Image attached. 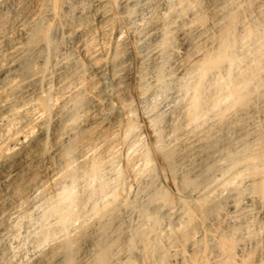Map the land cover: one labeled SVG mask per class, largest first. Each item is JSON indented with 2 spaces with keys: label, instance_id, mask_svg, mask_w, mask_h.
<instances>
[{
  "label": "bare ground",
  "instance_id": "bare-ground-1",
  "mask_svg": "<svg viewBox=\"0 0 264 264\" xmlns=\"http://www.w3.org/2000/svg\"><path fill=\"white\" fill-rule=\"evenodd\" d=\"M26 1H28V0H26ZM43 1H44L45 6L43 9H41V8L40 9L42 10L41 11L42 14L46 17L45 22H43V19L39 20L37 18V16L32 13V11H31V13L24 11L23 7H22L23 4L21 5V2H22L21 0H15V2H13V0H0V119L1 118L3 119V117L8 118L7 123L2 124L0 122L2 124V125H0V135L2 136V138H0V185H2V187H1L2 190L0 191V221L4 220L6 218V216L8 215V213H10V210L15 208L16 205L19 206V205H21V203H25V202L26 203H32V202H34V200L38 199V201H39L40 198L43 199V197L45 196L46 189H47L48 185H51L52 188H55L56 193H55L54 197L51 199L50 204L48 205L49 208H47L46 211H43V212H46L49 215H53L54 218H56V221L52 225H49V223L47 224V223L43 222V224L41 226L42 229L39 231V234L37 235L38 236L37 241L33 244L31 242V245L29 246V248L26 247V249H27V251L25 252L26 254L23 252L25 254V259L20 258L21 259L20 261L22 262V260H23L22 264H27L28 261L32 260V259L35 261L34 263H41V264L43 262L44 263L47 262L48 264H76L75 263L76 259L74 260V258L76 257V248H77L76 243H78L77 241L83 237V232L84 233L87 232V231L86 232L84 231L86 228L87 219L85 220V218H83V219L79 218V214L82 213V211H83L82 206H83L84 202H83V198L77 193V189H76L77 178L80 177V176L78 177V174L81 170L80 168L85 167L83 169L87 168L86 170L89 173V179H90L89 181L90 182H91V179H93L96 176L100 178V176H98V174H101V172L99 173L98 169L100 167L102 168V166H100L102 164V161H103L102 160L103 158H100L102 155H99L97 153L98 155L97 154L96 155L100 156V157L94 156L90 159H88V155L90 153L92 154L93 151L97 148L99 150L100 147L105 146V148H106L107 145H109L110 136L112 133L110 128H112V127H110L111 124H109L108 122L107 123H105V122H99L98 123L97 122L95 124L97 126L96 127L94 126L95 128H93V129L88 128L89 131L87 133H85V134L81 133L78 135H74L73 138L69 139L68 141H65V143L63 142V138H64L63 136H65L64 134L70 133V131L72 129V128L68 129L67 127L69 126V123H72L75 121L76 112H79L78 110H82L87 115H89V111H88L86 103H87V100L89 97H93V95L91 96V94H93V93L89 94L88 89L85 87L87 85V83L81 82V79L84 77L83 76L84 69L86 68V67L83 68L82 64L75 63L74 65L71 66V68L66 69L62 63L64 60L63 61L60 60V59H63V56H62V58L59 57L60 59L55 58L52 60L51 63H52L53 69L50 71V69L48 67V64L50 62L49 49H50V39H51V38L49 39V37H51V36H49V28L52 25V23H54L56 18L60 17L58 15L61 13V8L63 6H65V5H63L65 0H43ZM69 1H66V3L67 2L70 3ZM83 1L84 0H82V2ZM93 1H97V3H98V7L97 6L96 7H97V9L99 8V12H100V13L98 12V14H99L98 15L99 16L98 21H99V26H100L99 29L101 32H104L103 30L106 29L107 27L110 28L112 26H115V24H116L117 27L119 28L118 29L119 31H121L123 29L127 34V35L125 34V36L123 34H121L122 36L118 35V37L120 36L122 38L120 39V42L116 43V44L119 45L120 52L124 55L123 56L124 58L122 57L123 59H122V61L120 60V63L117 61L118 66H117V68H114L115 70L112 69V71H114L115 74L127 73V72H129L130 65L132 63L135 65L136 76L134 78L135 79L134 81H135L136 85H135V83H133L135 86L134 87L135 90L134 89H132V90L135 91L136 99H137V102L139 103V105L144 104L145 107H147L146 105L149 106L148 103L151 102L152 99H154L158 93H160L161 91H164V90H168L171 87V85H172L171 89L179 88L183 93H187L189 90H191L189 97L187 95L188 100H187V102L185 101L186 102L185 106H184L185 108H183L184 110L182 109L183 110L182 123H178L175 121L169 122L168 125L166 126L165 132L163 130L164 134L157 129L155 131V133L157 132L156 133L157 134L156 141H154V144H156L154 146L156 148H158V147L160 148L159 145H160L161 141L163 140V138H166V136H169L171 138V140L168 142V144L166 143L167 145L165 144V146L162 142V145L164 147H161L162 148L161 154H162V158H163L162 161L164 160V162L169 167H172V168H173V163L175 162V161L173 162V160L176 158V157H174V155L176 154L178 149H180L182 147L184 149L185 148L188 149V151L189 150L194 151V156H190L186 160L188 169L193 173L194 179H190V178L185 177V176L181 177L183 179H181L182 182L178 186L175 185L176 183L174 181H176V180L173 181L171 179V181L174 183V186L177 187V188L176 187L175 188L178 190V193H176V191H175L176 195H178L177 198L181 201L182 205L185 207V213L183 216L184 219L183 218H182L183 220L179 219L182 221H181V223H179L180 221L178 222L179 223L178 224L179 227L177 229L178 239H180L182 242H186V243L187 242H190L193 244L196 243V246H197V242L201 241V238L198 235V233H200L199 232L200 231L199 226L202 224L203 220H206L205 218L208 214L209 215L213 214V216H215V217L223 215L222 214V212L224 213V210H222L223 201L225 203L227 201V205L224 207L229 208L228 209L229 210L228 215H231L232 217L236 216L241 210H243L246 206H249V204H252V203L258 204V206H261V208L264 207V132L258 131L255 127H251L250 128L251 130H246L245 131L246 136L250 135L249 137L252 140L249 143L241 142L238 145V147L240 148L238 150H241L243 152L242 154L238 155V154H235V152L232 153L230 151H226L223 154V157L221 159L213 160L212 165H205V164H202L198 161L199 160L198 157H201V156L208 157V155H210L212 153L210 151H212L216 147V145L219 143L220 138L218 139V138L212 136V129H211L212 124H211V121H209V120L211 119L214 121L215 118L219 119V120L226 119L228 117V115L230 114L229 113L230 110H232L233 108L243 107L247 102H249L250 96H252L251 94H252V91L254 90V88L257 89L259 86L262 85L263 79L260 78V71L262 69V63H263V67H264V51L262 49L264 46L263 38L261 39L258 37L259 40L256 42L255 48L253 47L254 48L253 52H254V56H255V57L253 56L254 57L253 63L251 65H248V66L246 65L247 67L244 70L238 71L237 73L234 72V68L236 67V65L238 63L239 58L236 55H234L235 53L233 54L234 48L241 47L243 44V41H245L246 39H250V38L253 39V34H254L253 29L254 28L252 26L250 27V26L246 25L243 22V20H244L243 15L246 14L247 12H249L251 8L252 9L255 8V10L257 8H259L260 5L262 4L261 0H246L244 4L239 3V6H237L234 9L226 10V11H224V9H223V13H221V15H219L216 19H214L210 23L209 26H206V27L203 26L204 16H203L202 10L200 8H197L198 3L196 0H180L179 1V7H177L178 3L176 2L177 5L176 6L174 5L176 8L164 6L163 8H165V9H163V11H159V12L158 11L156 12V10L153 9V5H152L153 0H93ZM242 1L243 0H241V2ZM74 2H76V0ZM74 2H72V3H74ZM210 2L216 7L222 6V5L225 6V4H224L225 0H210ZM233 2H234V0H233ZM167 3H169V2H166V4ZM30 4H31V2H30ZM93 4H94V2H93ZM171 4H168V5H171ZM93 7L95 8L94 5H93ZM83 8H85V6H83ZM88 8L89 7H87V9ZM211 9H213V8H211ZM261 9H262V7H260V10ZM25 10H26V8H25ZM63 10L67 11L64 8H63ZM196 10H197V12H196ZM215 10H217V9H215ZM65 11H63V12H65ZM95 11H96V9H95ZM68 13H69V11L66 14H68ZM205 13H207V12H205ZM263 14H262V16H264ZM61 15H62V13H61ZM188 15H191V17L193 19L192 18L188 19L187 18ZM42 16H39V17L41 18ZM260 16H261V14H260ZM65 18H66V16H65ZM209 18H211V17H209ZM67 19H68V17H67ZM59 20L60 19H58V21ZM86 20H88V19H86ZM193 20L197 21L199 24L192 25ZM262 20H263V18H262ZM62 21H63V19H62ZM82 22H83V20H82ZM260 22H262V21H260ZM263 22H264V20H263ZM87 23H89V22L87 21ZM87 23L84 26L82 25V29L80 28L79 31H77V36L75 38L77 44L79 46H82V47L84 46L85 48H86V46L93 44L94 35H95L94 32L96 33V30L94 28L95 26L93 27L92 25L87 24ZM74 25L76 27V24H74ZM80 25H81V22H80ZM108 28L106 30H109ZM99 29H97V30H99ZM64 30H62V31H64ZM113 30H115V28H113ZM124 31H122V32H124ZM191 32H194V33L191 34ZM260 32H261V30H260ZM105 33H107V32H105ZM176 33L180 35V38L182 40V46L178 47V45H177V47H178L177 49H171L170 46H171V43L173 42L172 40L175 39L174 35ZM114 34H116V33H114ZM119 34H120V32H119ZM256 34H258V33H256ZM112 37H114V36L112 35ZM254 37H255V35H254ZM54 42H53V44H54ZM57 42H59V41H57ZM174 42H175V40H174ZM250 44H251V42H250ZM56 48H59V47L56 46ZM82 49L84 50V48H82ZM243 50H246V49H243ZM56 51H57V49H56ZM85 53H87V51H85ZM122 54L120 55V58H121ZM89 55L91 56V53ZM68 57H69V55H68ZM69 58H71V57H69ZM116 58H118V57H115V59ZM66 60L64 61V64H65ZM95 60H92L91 62L93 63V61H95ZM240 60H242V58ZM79 61H81V60H79ZM105 61H106L105 59H99V60L97 59V61H95V65H94L95 69L94 70H96L97 73L100 74V72L105 71V69H106ZM67 62H69V61L67 60ZM71 62L73 63V61H71ZM150 63H152V65ZM149 64L151 66H149ZM146 66H149V68ZM222 69L224 70V73L222 72L223 75H220V70H222ZM235 69H237V68H235ZM262 73H264V72H262ZM208 74H212L214 76V78H213V80L211 79L212 81L208 84L205 82L206 83V85H205L204 80H206L205 78H206V76H208ZM126 76H127V74H126ZM69 77L74 78V80L76 79L77 84L68 88L67 91H65V90H64V92L61 91L62 93L59 92L58 96L55 97L54 99L52 98L53 101H51L50 96L48 94V90L50 88V84L52 83V79L55 81L56 84L60 85V84H64V82L67 81V79ZM112 77H113V75H112ZM132 77H134V76H132ZM72 82H74V81H71V83ZM252 82H255L254 87L251 86ZM85 83H86V85H85ZM59 85H57V86H59ZM116 85H115L116 87H114L115 88L114 92H111V94L114 93L113 94L114 100L117 101V103L115 101V104H119L121 107L126 106L127 105L126 88L123 86H118V84H116ZM122 85H125V84H122ZM175 85H176V87H175ZM65 86L64 87L62 86V87L65 88ZM59 88H61V86ZM55 89H56V91H59V90H57V88H55ZM170 90H168V92L167 91L166 92L170 93L169 92ZM180 90H179V92H180ZM134 91H133V93H134ZM164 92H163V94L166 95L165 94L166 92L165 93ZM183 93H178V96H179V94L182 95ZM55 94H56V92H55ZM127 94L129 95L130 92L129 93L127 92ZM162 96L163 95L161 92V96L158 95L157 98L160 99V97L162 98ZM175 97H177V96H175ZM157 98L154 99L155 102H156ZM179 98H182V96ZM92 99H94V97ZM92 99L90 98L89 100L92 101ZM154 100H153V102H154ZM160 100H158V102ZM172 100H174V99H172ZM91 101H89V103ZM161 101H163V99ZM155 102H154V104H155ZM167 102H165L166 103L165 106H167ZM169 102H172L171 99ZM180 102H182V101H180ZM131 103L129 102V104H131ZM159 103H161V102H159ZM165 103H162V104H165ZM251 103H253V102H251ZM158 105H160V104H158ZM171 106H172L171 108H174L175 105L173 106L171 104ZM135 107H138V106H135ZM140 107H142V106H140ZM168 107L170 108V106H168ZM254 107H256V106H254ZM115 108H116V106H115ZM126 108H127V106H126ZM143 109H145V108H143ZM150 110L151 109H149V110L145 109L144 111H142L140 113V114H142L141 115L142 119L147 120L152 115V114H150L151 112H149ZM166 110L169 111L168 109H166ZM170 110H173V109H170ZM259 110L261 111L262 109L260 108ZM162 111L164 112V110H162ZM162 111H160V112H162ZM167 111H165V112H167ZM178 111H179V109H178ZM169 112H167V113H169ZM254 112H253V115H254ZM121 113L122 112H119V114H121ZM257 113H260V112H257ZM177 114H179V113H177ZM180 114H181V112H180ZM158 115H161V113ZM170 115L172 116V114H170ZM91 116H92V114H91ZM117 117H118V115H117ZM93 118H94V116H93ZM155 118H153V119H155ZM260 118H262V117H260ZM20 119H23V120L26 119L27 120L26 121L27 125L25 126V129L20 131V130H16V128H15V130L12 131L11 125H14L13 123L15 121H18V123H19ZM116 119H119V118H116ZM171 119H169V120H171ZM247 119H248V117H247ZM113 122L114 123L116 122L115 124H117V120L113 121ZM149 122H147V123H149ZM155 122H156V120H155ZM165 122H167V121H165ZM165 122H164V125H165ZM22 123L24 124V121ZM149 124L151 125L152 122H150ZM16 125H19V124H16ZM249 125H251V124H249ZM126 126H128V125H126ZM224 127H226V126H224ZM260 128H261V126H260ZM22 129H23V126H22ZM130 129L131 128H129L128 130H130ZM151 129L153 130V128H151ZM180 129H182L183 131L184 130L187 131L189 133V137H186V138L178 137L177 132ZM243 129H242V131H243ZM78 130H79V128H78ZM131 131H133V130H131ZM242 131H241V134H242ZM126 133H128V132H126ZM152 133H153V131H152ZM179 133H180V131H179ZM180 134H179V136H180ZM232 134H233V132H232ZM164 135H166V136L164 137ZM185 136H186V134H185ZM167 139H168V137H167ZM50 141L53 143V145H52L53 148L51 151H49V149H48V143ZM238 141L240 142V140H238ZM133 143H135V142H133ZM16 145H18V146L16 147ZM136 145L134 144V146H132V148L135 147ZM234 148H236V147H234ZM142 149H141V151H142ZM156 150H152V151L157 152ZM101 151L103 154V148ZM185 151H187V150H185ZM137 152H138V150H137ZM148 153H149V151H148ZM218 153H219V151H218ZM147 154L144 153V151H143L141 156L137 155V157H140L139 158L140 159V161H139L140 165L138 167L139 173L144 171L146 166L148 167L149 157L147 156ZM157 154H155V155L157 156ZM104 155H106V154H103V157H104ZM155 155L153 156L154 158H155ZM183 155H185V154H183ZM158 156H159V154H158ZM217 157H219V156H217ZM42 158L45 161V164L43 163L44 165L42 167L39 166V168L36 167L35 169L34 168L31 170L29 169V171L24 176H23V174L21 175L18 172L19 171L18 167L21 164H23V163L25 164V162L33 160V159L39 160ZM110 159H112V158H110ZM151 159L153 160V158H151ZM106 161H109V160H106ZM160 163H161V166L162 165L164 166V164H162L161 160H160ZM137 166L138 165H136L135 168ZM161 166H159L158 168H160ZM108 167H110V166H108ZM178 167H181V166H178ZM111 170H113V168ZM162 171H164V168L162 169ZM160 172H161V170H160ZM174 172H176V171H174ZM82 173H84V172H82V170H81V174ZM133 173H136V172H133ZM137 173H138V171H137ZM163 173H166V171H164ZM212 173H215L218 175V178H216L215 184H213L212 186H209V187H205V186L201 187L202 183H207L209 181L208 180L209 176ZM134 175H136V174H134ZM161 175H162V173H161ZM246 175H247V177H249L251 179L250 182H252L251 185L248 184V185H250L248 191H246V190L244 191L242 188L239 187V184H238V182L242 181L243 177H245ZM86 176L87 175H85V177ZM141 176L142 175H140V178H141ZM157 176H158V174H157ZM157 176L155 178H157ZM158 177H160V175ZM165 177H167V176L165 175ZM179 177H180V175H179ZM145 178H146V176H145ZM122 179H123V177L121 178V180ZM112 180H114V179H112ZM112 180H110V181H112ZM116 180H117V178H116ZM104 181L101 184H99V186H97L96 189H91V191L89 190L90 193L91 194L92 193L93 194L94 193H101V194L104 193L105 192V184H107V183H104ZM85 182H84V185H86ZM106 182H108V181H106ZM121 182L123 183V181H121ZM148 182H150V181L148 180ZM153 182H155V181H153ZM88 183L89 182L87 181V184ZM122 183H121V186H122ZM112 184L114 185V183H112ZM118 184H117V186H118ZM209 184H210V182H209ZM206 186H207V184H206ZM90 187H92V186L90 185ZM111 187H112V185H111ZM111 187H110V189H111ZM79 188H78V191H79ZM85 188H84V190H85ZM118 188H120V187H118ZM122 188H124V187H121V192L123 190ZM86 189H90V188L87 187ZM164 190H166V189L164 188ZM224 190H226L228 192L227 196H221V193ZM155 191L156 190H154L153 192H155ZM106 192H107V190H106ZM101 194L99 195V197L101 196ZM224 194L222 193V195H224ZM110 195L108 196V198L110 199V197H111V199L108 200L107 202L105 201L106 198L105 199L100 198L101 203H102V200H103V202L105 201L106 203L98 204L99 203L98 202V203L91 204L89 212L87 213L88 218H94V217H98V216L103 215L104 212H106L105 209H107V208H109L108 211H110V209H113V207L116 203V195L114 192H111ZM168 195L165 192L161 191V192H158L157 197L162 199L164 202L170 201L174 198V197H172V199H171L169 196V198H170V200H169ZM176 195H174V196H176ZM89 196H91V195H89ZM84 197H86V196L84 195ZM99 197L97 196V198H99ZM118 198H121V197H118ZM86 199H87V197H86ZM90 199L92 200V197ZM90 199H89V201H90ZM147 199L145 198V200H147ZM94 201L96 202V200H94ZM149 201H150V199H149ZM173 201H174V199H173ZM143 202H145V201L143 200ZM143 202H142V204H144ZM170 202H169V204H170ZM38 204H36V208L38 207ZM154 205H152L153 208L154 207L157 208L159 203H158V205L157 204H154ZM173 205H176V204H173ZM33 206H34V204H33ZM73 206L78 207V210H74L75 208L73 209ZM164 206H166V205H164ZM255 206H257V205H255ZM30 207H32V206H30ZM177 207H179V206L176 205V208ZM153 208H151V210ZM163 208L164 207L162 206V210H163ZM172 208L175 209V206ZM250 208L252 209V207H250ZM34 209H35V206H34ZM40 209H42V207ZM85 209H87V206ZM249 209H247V210H249ZM259 209H260V207H259ZM30 210H29V212H30ZM32 210H33V208H32ZM168 210H171V209H168ZM175 210H177V209H175ZM178 210H179V208H178ZM226 210H227V208H226ZM33 211H31V212H33ZM154 211H156V210H154ZM157 211H159V209ZM13 212H12L11 216H13V214H15ZM156 212L152 213V211H151L150 213L155 214ZM159 212H161V209ZM162 212L164 213L165 211H162ZM251 212L248 211L249 214ZM168 213H169V211H168ZM32 214H31V216H32ZM110 214H113V213H110ZM142 214L143 213H141L140 216ZM16 215H18V214H16ZM167 215H169V214H167ZM239 215H241V214H239ZM143 216L146 217V214L145 215L143 214ZM155 216H157V215H155ZM163 216L164 215H162V217ZM103 217H104V215H103ZM212 217L210 215V219ZM242 217H244V216H242ZM263 217H264V215H263ZM37 218L38 217H36V219ZM78 218L80 220L77 222L76 220ZM111 218H112V216H111ZM111 218H109L108 221L102 225V230H104V231L106 230L108 223L110 222ZM157 218H159V217L153 216L154 224L158 222ZM167 218L168 217H166V219ZM28 219H30V216ZM214 220H215V218H214ZM227 220H229V219H227ZM231 220L232 219H230V221ZM235 220H233V221H235ZM36 221H33V222L36 223ZM38 221H40V219ZM75 221L77 222V223H75V226H73V228L75 227L74 228L75 233L73 234V236H71L70 234H72V233H70L68 226L71 225ZM212 221H213V219H212ZM212 221H210V222H212ZM217 221H219V220L217 219ZM217 221H215V222H217ZM223 221H224V219H223ZM239 221H238V225H239ZM33 222H32V224H33ZM207 222L209 224V221H207ZM244 222H246L245 217H244ZM3 223L5 224V222H3ZM3 223H1V224H3ZM29 223H31V222H29ZM230 223H227V224H230ZM147 224H148V221H147ZM208 224H207V226H208ZM235 225H237V223ZM225 226H227V225H225ZM230 226H231V224H230ZM230 226H228V227L230 228ZM143 227H140V228H143ZM223 227H224V225H223ZM163 228H164V226H163ZM200 228H202V227L200 226ZM36 229L37 228H35V230L34 229L33 230L36 231ZM71 229H72V227H71ZM89 229H90V227H89ZM211 229H212V227H211ZM231 229H236V228L231 227ZM231 229H230V231H231ZM90 230H92V229H90ZM202 230H203V228H202ZM104 231H102L101 233H103ZM71 232H73V231H71ZM170 232H172V231H170ZM1 233L3 234V232H1ZM236 233H238V232H236ZM262 233H263V231H262ZM228 234H226L227 236H222L220 238L218 246H217V251L213 249L218 254L213 255L212 258H210V259H209L208 255H210L212 253L209 254L208 250H210V249H208V247L205 246V248L202 250V253L199 252L201 254H199L200 260L197 259V261H199L198 264H236L235 263L236 258H238V257L235 256V252L237 251V249H240V247L243 246L244 243L237 242L235 239H233L235 234L231 235L232 238L228 237L229 236ZM238 234H236V235H238ZM160 235H161V232H160ZM162 235H163V232H162ZM168 235H169V232H168ZM240 235H241V232H240ZM93 236H95V235L93 234ZM110 236H112V235H110ZM165 236L166 235L164 234V237ZM204 236H205V234L202 237H204ZM3 237H5V236L3 235ZM205 237H207V236H205ZM99 238L100 239L97 240V248L98 249L96 248L98 250V253L96 254L95 257H93L92 264H114L115 260H114L113 256L110 255V253H111L110 252L111 241L109 239H106L103 234H100ZM153 238H152V240H153ZM130 239H133V238H130ZM140 239H141V237H140ZM147 239L148 238H146V237L142 238L143 242L145 243V246H143L144 243H142V245H140L142 248L143 247L145 248L148 246V240ZM167 239H169V238H167ZM90 240H91V238H90ZM248 240L250 241V239H248ZM140 241L141 240H139V242ZM159 242H161V241H159ZM166 242H168V240ZM169 242H170V240H169ZM209 242H211V241H208V243ZM156 243H155V245H156ZM47 244L50 245L49 251L47 253H44L43 248H44V245H47ZM81 244H83V243H81ZM210 244H213V243H210ZM27 245H29V244H27ZM138 245H139V243H138ZM151 245L152 244H150V246ZM206 245H207V243H206ZM118 246L119 245H117V247ZM164 246H165V244H164ZM214 247H215V245H214ZM11 248H13V247L11 246ZM124 248H125V246H124ZM142 248L139 249V250H141V252H142ZM191 248H194V247L191 246ZM181 249H182V247H181ZM77 250H78V248H77ZM135 250H137V249H135ZM196 250H198V249H196ZM22 251H23V249H22ZM22 251H21V253H22ZM96 251H94V252H96ZM145 251L146 250H144V252ZM59 252L63 253V260L61 259V261L58 260ZM135 252H137V251H135ZM141 252H139V254L136 253V254H138L137 256L134 255V256H132V258L126 260V262L124 264H137V263H139V264H158L156 261H150L149 263L146 262L147 258L142 257L140 255ZM144 252H142V253H144ZM176 252H180V251L178 250ZM191 252L193 253V251H191ZM237 252H239V251H237ZM254 252H256V251H254ZM23 253H22V255H23ZM127 253H129V252H127ZM166 253H167V251H166ZM192 253H190V254H192ZM16 254H13V255H16ZM156 254H157V250H156ZM156 254H154V255H156ZM174 254L175 253H173V255ZM114 255H115V253H114ZM120 255H119V257H120ZM255 255H256V253H255ZM8 256H10V255H8ZM18 256H19V254H18ZM50 256L53 258H52V260L48 261V259H49L48 257H50ZM178 256L181 258L180 254ZM191 256H193V255H191ZM56 257H58V258H56ZM116 257L117 256H115V258ZM121 257H124V256H121ZM176 257H177V255H176ZM245 257H244V259L242 258V260H239L240 264H251L250 263L251 260H250L249 256L246 258ZM90 259H92V258H90ZM169 259H170V256H169ZM83 260H84V258H83ZM171 260H173V259L168 260L166 264H173L172 263L173 261L171 262ZM120 261H122V260H120ZM158 261H160V260H158ZM181 261L183 262V260H181ZM195 262H196V260H195ZM10 264H12V263H10ZM18 264H19V261H18ZM174 264H175V262H174ZM261 264H264V261L261 262Z\"/></svg>",
  "mask_w": 264,
  "mask_h": 264
},
{
  "label": "rangeland",
  "instance_id": "rangeland-1",
  "mask_svg": "<svg viewBox=\"0 0 264 264\" xmlns=\"http://www.w3.org/2000/svg\"><path fill=\"white\" fill-rule=\"evenodd\" d=\"M21 5L23 7V10L26 11V12H30L32 11L33 14H35L37 16V18L39 20H42L43 19V22L46 21V17L42 14V10L44 8V1L43 0H21ZM25 1V2H24ZM66 1H69V0H65L62 8H61V13L58 15L60 17H57L56 20L54 21V23H52V25L50 26L49 28V39H50V49H49V55H50V62L48 64V67L50 69V71L53 69L52 68V60L53 59H58L59 57L62 58L63 56V59H60L61 61H65L66 59L70 62H65L64 64V61L62 62L63 63V66L66 68V69H69L71 68L72 65H74L75 63H80L82 64L83 68L84 69V74H83V78L81 79V82L85 83V87L88 89L89 91V94H91V96L93 95L94 99H92L93 97H89L88 100H87V108H88V111H89V115H87L84 111L82 110H78L79 112H76V119L74 122L72 123H69V126L67 127L68 129L72 128L70 133H66L64 134L65 136H63V142L65 143V141H68L69 139L73 138L74 135H78V134H85L89 131V129H93L95 128L97 125H95L97 122H105V123H109L111 124L110 127V130L112 131L111 133V136H110V143L109 145H107V149L105 148V146H102L97 149H95L93 151V153L89 154L88 155V159L92 158V157H100V156H97L98 154L99 155H102L100 158H103L102 160V164L100 166H102V168L100 167L98 169V172L101 174H98L99 177H94L93 179H91V182L89 181V173L86 169H83L85 167H81L80 169L82 170V173L81 174V170L78 174V177L77 178V193L83 198V211L82 213L79 214V218L80 219H83L85 218V220L87 219V223H86V228H85V232H83V237L80 238V240H78L77 242L79 243H76V257L74 258L75 260V263L76 264H92V261H93V257L96 256V254L98 253V248H97V240L100 239L99 236L100 234H103L104 237L106 239H109L111 241V248H110V255L113 256L114 258V264H124L126 262V260L132 258V256L134 255H138L139 252H141V249L142 247L140 245H142L143 240L142 238L143 237H146L148 238V246L147 247H143L142 248V252H144V250H146L144 253H140V255L142 257H146V262H150V261H156L158 264H166L168 260L170 259H173L171 260V262L174 264H198L200 260L199 258V254L202 253V250L206 247H208V253H212L209 256V259L212 258L213 255H217L218 253L216 252L217 251V246H218V243H219V240L222 236H227L226 234H228L229 236L228 237H231V235H234L233 239H235L237 242H240V243H244L243 246L240 247V249H237V251L239 252H235V256L238 257L236 258V264H240V261L239 260H242V258L244 259V257H248L250 258L251 260V264H261V262L264 261V207L261 208V206H258V204L256 203H252V204H249V206H246L243 210H241L236 216H231V215H228L229 214V208L228 207H224L227 205V201L226 203L223 201V205H222V210H224V213L222 212L223 215H220L218 217H215L213 216V214H210L211 217L213 216L215 218L212 217L210 219V215L206 216V220L209 221V224L206 220H203L202 221V224L200 225L202 228H200L199 226V229H200V233H198L199 237L201 238V241L197 242V246H196V243L193 244V243H190V242H182L180 239H178L177 237V229L179 227V223H181V221L184 219V213H185V207L182 205L181 201L177 198L178 195H176V193H178V190L176 189L178 185L181 184L183 178L181 177H188L190 179H194V175L193 173L188 169V166H187V163H186V160L187 158H189L190 156H194V151L193 150H189L188 149H184V148H180L177 150L176 154L174 155V157H176L174 160H173V168L172 167H169L165 162L164 160L162 161V154H161V147H164L165 144L171 140V138L169 136H166L164 135V137L166 136V138H163V140L161 141L160 143V148H156L154 145V141H156V136H157V132L155 133V131L158 129L159 131H161L163 134L166 130V126L168 125L169 122L171 121H175V122H178V123H182V120H183V108H185V103L187 102L188 100V97L190 95V91L189 90L187 93H183L179 88H172V85L171 87L168 89L170 90L169 92L170 93H167L168 90H164V91H161L162 92V98L160 97V99L163 101H161L159 98H157L158 95L161 96V92L157 94V96L155 98L156 99V102H155V98L152 99L151 102H149V106L146 105L147 107H145V105L143 104H140L137 102V99H136V95H135V86L133 83H135V76H136V73H135V65L132 63L130 65V68H129V72L127 73H123V74H115L114 71H112V69L114 68H117V64L118 62L120 63V60L122 61V59L124 58L123 54L120 52V48H119V45L116 44V43H119L120 42V39L122 37L121 34H123L125 36L126 32L122 29H120L121 31H119L117 25L115 24V26H112L110 28H108L109 30H106L104 29L103 31L104 32H101L100 29H99V8L97 9L98 7V3L97 1H93V0H84L82 2V0H76V2H74L73 0L69 1L70 3H66ZM94 4H93V2ZM158 1V2H157ZM162 1V2H161ZM165 1V2H164ZM153 0L152 1V5H153V9L156 10V12L158 11H163V8L164 6L165 7H171V8H176L175 6L177 5V7H179V1L180 0ZM171 1V2H170ZM197 3H198V7L197 8H200L202 10V13H203V16H204V21H203V26H209L210 23L216 19L219 15H221V13H223V9L224 11L226 10H231V9H234L236 8L237 6H239V3L241 4H244L246 0H243L241 2V0H225V6L222 5V6H214L210 0H196ZM13 2H15V0H13ZM31 2V4H30ZM38 2V3H37ZM74 2V3H72ZM156 2V3H155ZM166 2H169L166 4ZM173 2V3H172ZM177 2V3H176ZM233 2V3H232ZM34 3V4H33ZM76 3V4H75ZM85 3V4H84ZM96 3V4H95ZM155 3V4H154ZM162 3V4H161ZM172 3V4H171ZM261 5L260 7H262V9L260 10V7L257 8L255 10V8H251L249 12H247L246 14L243 15V19L246 21L243 20V22L248 25V26H252L254 29H253V39L250 38V39H246L245 41H243V44L241 47H236L234 48L233 50V54L236 55L238 58H239V61L236 65L235 69L234 68V72H238V71H242L244 70L248 65H251L253 63V60H254V52H253V49L255 48L256 46V42L259 40V38H263L264 40V16H262V14L264 13V0H261ZM30 6H29V5ZM67 4V5H66ZM82 4V5H81ZM168 4H171V5H168ZM240 4V5H241ZM35 5V6H34ZM37 5V6H36ZM93 5L95 6V8L93 7ZM157 5V6H156ZM175 5V6H174ZM232 5V6H231ZM69 8H68V7ZM77 6V7H76ZM83 6H85V8H83ZM97 6V7H96ZM156 8H155V7ZM26 10H25V8ZM32 7V8H31ZM75 7V8H74ZM87 7H89L87 9ZM226 7V8H225ZM39 8V9H38ZM41 8V9H40ZM66 9L67 11L63 10ZM72 8V9H71ZM204 8V9H203ZM213 8V9H211ZM229 8V9H228ZM35 9V10H34ZM38 9V10H37ZM83 9V10H82ZM96 9V11H95ZM207 9V10H206ZM217 9V10H215ZM40 10V11H39ZM72 10V11H71ZM98 10V11H97ZM213 10V11H212ZM65 11V12H63ZM69 11L68 14H66L67 12ZM254 11V12H253ZM39 12V13H38ZM80 12V13H79ZM84 12V13H83ZM97 12V13H96ZM197 12V10H196ZM207 12V13H205ZM213 12V13H212ZM220 12V13H219ZM256 12V13H255ZM79 13V14H78ZM83 13V14H82ZM100 13V12H99ZM219 13V14H218ZM215 14V15H214ZM251 14V15H250ZM261 14V16H260ZM43 15V16H42ZM250 15V16H249ZM264 15V14H263ZM39 16H42L41 18ZM66 16V18H65ZM214 16V17H213ZM216 16V17H215ZM68 17V19H67ZM208 17V18H207ZM211 17V18H209ZM188 19H191V15H188L187 16ZM258 18V19H257ZM263 18V20H262ZM58 19H60L58 21ZM63 19V21H62ZM85 19V20H84ZM88 19V20H86ZM193 19V18H192ZM83 20V22H82ZM210 20V21H209ZM252 20V21H251ZM87 21L89 23H87ZM255 21V22H254ZM262 21V22H260ZM58 22V23H57ZM80 22H81V25H80ZM60 23V24H59ZM84 23V24H83ZM90 24L92 25L95 30H96V33L94 32V42L93 44L89 45V46H86V48L83 46H79L76 42V36H77V31H79V29L81 28L82 29V25L84 26L85 24ZM94 23V24H93ZM255 23V24H254ZM259 23V24H258ZM58 24V25H57ZM76 24V27L75 25ZM195 24H199L197 21L193 20L192 21V25H195ZM252 24V25H251ZM60 25V26H59ZM80 25V26H79ZM78 27V28H77ZM66 28V29H65ZM77 28V29H76ZM113 28H115V30H113ZM65 29V30H64ZM99 29V30H97ZM259 29V30H258ZM64 30V31H62ZM261 30V32H260ZM98 31V32H97ZM120 34H119V32ZM124 31V32H122ZM63 32V33H62ZM107 32V33H105ZM122 32V33H121ZM105 33V34H104ZM116 33V34H114ZM194 32H191V34H193ZM258 33V34H256ZM99 34V35H98ZM102 34V35H101ZM75 35V36H74ZM112 35L114 37H112ZM118 35H120L118 37ZM127 35V34H126ZM255 35V37H254ZM259 35V36H258ZM96 37V38H95ZM118 37V38H117ZM174 38L171 43V46L170 48L171 49H177L178 47H181L182 46V40L180 38V35L179 34H175L174 35ZM177 39V40H176ZM52 40V41H51ZM175 40V42H174ZM180 40V41H179ZM55 41V42H54ZM59 41V42H57ZM54 42V44H53ZM96 42V43H95ZM151 42V41H150ZM181 42V43H180ZM251 42V44H250ZM57 43V44H56ZM180 43V44H179ZM60 44V45H59ZM76 44V45H75ZM255 44V45H254ZM59 45V46H58ZM178 45V47H177ZM59 47V48H56ZM91 46V47H90ZM118 48H117V47ZM53 47V48H52ZM175 47V48H174ZM245 47V48H244ZM254 47V48H253ZM81 48V49H80ZM84 48V50L82 49ZM88 48V49H87ZM91 48V49H90ZM115 48V49H114ZM241 48V49H240ZM57 49V51H56ZM86 49V50H85ZM243 49H246V50H243ZM263 51H264V46H263ZM51 50V51H50ZM81 50V51H80ZM251 50V51H250ZM53 51V52H52ZM84 51V52H83ZM85 51H87V53H85ZM106 51V52H105ZM238 51V52H237ZM243 51V52H242ZM66 52V53H65ZM114 52V53H113ZM118 52V53H117ZM247 52V53H246ZM52 53V54H51ZM91 53V56L89 55ZM242 53V54H241ZM54 54V55H53ZM63 54V55H62ZM122 54L121 58H120V55ZM71 57L69 58L68 57ZM245 55V56H244ZM252 55V56H251ZM243 56V57H242ZM254 56V57H253ZM68 57V58H67ZM93 57V58H92ZM115 57H118L115 59ZM123 57V58H122ZM253 57V58H252ZM74 60H73V59ZM242 58V60H240ZM72 59V60H71ZM95 60L97 61V59H105V63H106V69L105 71H102L99 73L96 72L95 69V61H93V63L91 62L92 60ZM81 60V61H79ZM73 61V63L71 62ZM116 61V62H115ZM118 61V62H117ZM244 61V62H243ZM250 62V63H249ZM248 63V64H247ZM152 65V63H150ZM149 64V66H151ZM241 66H240V65ZM243 64V65H242ZM247 65V66H246ZM51 66V67H50ZM115 66V67H114ZM149 66H146L149 68ZM94 67V68H93ZM242 67V68H241ZM115 70V69H114ZM263 70V71H262ZM112 72V73H111ZM224 73V70H220V75H223ZM264 67H263V63H262V69L260 71V78L263 79L262 80V85L259 86L257 89L254 88V90L252 91V96H250V100L249 102H247L243 107H238V108H233L232 110H230V114L228 115V117L224 120H219V119H214L213 120H209L211 121V129H212V136L213 137H216V138H220L219 139V143L216 145V147L210 151L212 152L210 155H208V157H198L199 158V162L202 163V164H205V165H212L213 164V160L215 159H221L223 157V154L226 152V151H230L232 153L235 152V154H242L243 152L241 150H238L240 149L238 147V145L241 143V142H251V138L249 137L250 135L246 136L245 134V131L246 130H251L250 128L251 127H255L258 131H262L264 132ZM127 74V76H126ZM262 74V75H261ZM113 75V77H112ZM130 75V76H129ZM86 76V77H85ZM134 76V77H132ZM263 76V77H262ZM210 77V78H209ZM212 77V78H211ZM53 78V77H52ZM214 76L212 74H208V76H206V80H204V83L206 82L207 84L210 83L212 80H213ZM72 79V80H71ZM208 79V80H207ZM212 79V80H211ZM68 81V82H67ZM67 81L64 82V84H56L55 81L52 79V83L50 84V88L48 90V94L50 96V99L51 101H53V99L55 97L58 96L59 92L62 93L65 91H67L68 88L74 86L77 84V80L74 78H71L69 77L67 79ZM71 81H74L71 83ZM118 82V83H117ZM120 82V83H119ZM205 83V85H206ZM255 82H252L251 83V86L254 87ZM69 84V85H68ZM118 84V86H123L126 88V91L129 93L130 92V96L127 94L126 92V98H127V108L126 106H123L121 107L119 104H115V101L114 100V93L111 94V92H114V87H116ZM122 84H125V85H122ZM59 85V86H57ZM66 85V86H65ZM116 85V86H115ZM127 85V86H126ZM136 85V83H135ZM61 86V88H59ZM65 86V88L63 87ZM174 86V85H173ZM53 87V88H52ZM57 88V90L59 91H56L55 88ZM176 87V85H175ZM251 87V88H252ZM262 87V88H261ZM90 88V89H89ZM129 88V89H128ZM134 89V90H132ZM180 92H179V90ZM112 90V91H111ZM129 90V91H128ZM175 90V91H174ZM177 90V91H176ZM56 94H55V92ZM62 91V92H61ZM134 91V93H133ZM174 91V92H173ZM163 92L166 94L164 95ZM177 92V93H176ZM178 93H183L182 95L179 94L178 96ZM254 93V94H253ZM177 94V95H176ZM128 95V96H127ZM188 95V97H187ZM256 95V96H255ZM113 96V97H112ZM172 98H171V97ZM177 96V97H175ZM182 98H179L181 97ZM168 97V98H167ZM252 97V98H251ZM53 98V99H52ZM92 99L89 100V99ZM129 98V99H128ZM171 99L172 102H169ZM174 99V100H172ZM130 100V101H129ZM135 102H134V101ZM155 104H154V102ZM158 100H160L159 103ZM182 102H180V101ZM253 100V101H252ZM89 101H91L89 103ZM170 103H168V102ZM174 101V102H173ZM186 101V102H185ZM255 101V102H254ZM129 102L131 104H129ZM134 102V103H133ZM153 102V103H152ZM167 102V106L166 103ZM253 102V103H251ZM257 102V103H256ZM117 103V101H116ZM162 103H165V104H162ZM256 103V104H255ZM147 104V103H146ZM153 106H152V105ZM160 104V105H158ZM171 104L174 106V108H171ZM184 104V105H183ZM119 105V106H118ZM116 106V108H115ZM118 106V107H117ZM134 106V107H133ZM135 106H138V107H135ZM142 106V107H140ZM144 106V107H143ZM170 106V108L168 107ZM256 106V107H254ZM135 110H134V109ZM138 108V109H137ZM146 110L148 109H151L149 112H151L150 114H152L147 120L146 119H142V114H140L142 111H144L145 109ZM154 108V109H153ZM168 109L169 111H167L166 109ZM252 108V109H251ZM255 108V109H254ZM262 109L261 111L259 109ZM131 109V110H130ZM160 109V110H159ZM170 109H173V110H170ZM179 109V111H178ZM183 109V110H182ZM164 110V112L162 111ZM182 110V111H181ZM256 110V111H255ZM156 113H154V112ZM162 111V112H160ZM169 113H167V112ZM173 111V112H172ZM175 111V112H174ZM255 111V112H254ZM263 111V112H262ZM95 112V113H94ZM119 112H122L121 114H119ZM148 112V113H149ZM181 112V114H180ZM252 112V113H251ZM253 112H254V115H253ZM257 112H260V113H257ZM161 115H158L160 114ZM163 113V114H162ZM179 113V114H177ZM242 113V114H241ZM246 113V114H245ZM252 115H251V114ZM92 114V116H91ZM172 114V116L170 115ZM258 114V115H257ZM263 116H262V115ZM82 115V116H81ZM118 115V117H117ZM121 115V116H120ZM158 115V116H157ZM178 115V116H177ZM180 115V116H179ZM94 116V118H93ZM120 116V117H119ZM171 116V117H170ZM114 117V118H113ZM156 117V118H155ZM248 117V119H247ZM262 117V118H260ZM6 118V119H5ZM116 118H119V119H116ZM152 118V119H151ZM155 118V119H153ZM158 118V119H157ZM172 118V119H171ZM243 118V119H242ZM5 119V120H4ZM105 121H104V120ZM171 119V120H169ZM233 119V120H232ZM236 119V120H235ZM247 119V120H246ZM2 120V121H1ZM21 120V121H20ZM19 120V123L18 121H15L13 124L14 125H11V129L12 131L15 130H24L25 129V126L27 125L26 123V119H20ZM107 120V121H106ZM117 120V124H115L113 121H116ZM154 120V121H153ZM156 120V122H155ZM181 120V121H180ZM230 120V121H229ZM232 120V121H231ZM8 121V118L7 117H3V119L1 118L0 119V122L3 124L7 123ZM24 121V124L22 123ZM152 122V124L150 125L149 123ZM160 121V122H159ZM167 121V122H165ZM244 121V122H243ZM17 122V123H16ZM149 122V123H147ZM162 122V123H161ZM164 122H165V125H164ZM243 122V123H242ZM0 123V125H2ZM19 124V125H16V124ZM21 123V124H20ZM26 123V124H25ZM114 123V124H113ZM131 123V124H130ZM133 123V124H132ZM255 123V124H254ZM222 124V125H221ZM225 124V125H224ZM251 124V125H249ZM128 125V126H126ZM239 125V126H238ZM254 125V126H253ZM259 125V126H258ZM16 126V127H15ZM22 126H23V129H22ZM78 126V127H77ZM95 126V127H94ZM135 126V127H134ZM153 126V127H152ZM226 126V127H224ZM231 126V127H230ZM261 126V128H260ZM131 128L130 130H128L129 128ZM164 127V128H163ZM224 127V128H223ZM14 128V129H13ZM20 128V129H19ZM74 128V129H73ZM79 128V130H78ZM89 128V129H88ZM128 128V129H127ZM153 128V130L151 129ZM155 128V129H154ZM162 128V129H161ZM217 128V129H216ZM244 128V129H243ZM87 131H86V130ZM113 129V130H112ZM243 129V131H242ZM85 130V131H84ZM126 130V131H125ZM133 130V131H131ZM164 130V132H163ZM182 129L178 130V137H189V133L187 131H181ZM217 130V131H216ZM234 130V131H233ZM76 131V132H75ZM80 131V132H79ZM82 131V132H81ZM153 131V133H152ZM180 131V133H179ZM215 131V132H214ZM220 133H219V132ZM233 134H232V132ZM241 131H242V134H241ZM128 132V133H126ZM131 132V133H130ZM114 136H113V135ZM180 134V136H179ZM186 134V136H185ZM236 134V135H235ZM70 135V136H69ZM182 135V136H181ZM233 137H232V136ZM1 136V135H0ZM168 137V139H167ZM2 138V136L0 137ZM226 138V139H225ZM67 139V140H66ZM166 139V140H165ZM136 140V141H135ZM240 140V142L238 141ZM114 141V142H113ZM227 141V142H226ZM238 141V142H237ZM114 144H113V143ZM135 142V143H133ZM162 142L164 144V146L162 145ZM233 143V144H232ZM236 143V144H235ZM112 144V145H111ZM134 144L136 145L135 147L132 148V146H134ZM166 144V145H167ZM52 145L53 143L50 141L48 143V149L49 151L52 150ZM18 145H16L17 147ZM110 146V147H109ZM113 146V147H112ZM236 148H234V147ZM155 147V148H154ZM233 149H232V148ZM102 148H103V154H106L104 155L103 157V154H102ZM105 148V149H104ZM112 148V149H111ZM143 148V149H142ZM153 148V149H152ZM111 149V150H110ZM142 149V151H141ZM157 149V150H156ZM220 149V150H219ZM107 150V151H106ZM109 150V151H108ZM138 150V152H137ZM152 150H156L157 152H153ZM187 150V151H185ZM96 151V152H95ZM98 151V152H97ZM101 153H100V152ZM111 151V152H110ZM149 153L147 154V156L149 157L148 159V167L146 166V168L144 169V171L140 172L139 173V170H138V167L140 165V157H137V155L141 156V154L143 153ZM159 151V152H158ZM221 154H219L218 153ZM106 152V153H105ZM109 152V153H108ZM153 152V153H152ZM191 152V153H190ZM98 153V154H97ZM108 153V154H107ZM111 153V154H110ZM159 156H158V154ZM185 155H183V154ZM218 153V154H217ZM97 154V155H96ZM155 154H157V156L155 155V158L153 157ZM192 154V155H191ZM109 155V156H108ZM136 155V156H135ZM182 155V156H181ZM212 155V156H211ZM219 157H217V156ZM112 156V157H111ZM180 156V157H179ZM109 157V158H108ZM137 157V158H136ZM153 158V160L151 158ZM158 157V158H157ZM112 158V159H110ZM136 158V159H135ZM202 158V159H201ZM135 159V160H134ZM139 159V160H138ZM151 159V160H150ZM41 160V161H40ZM106 160H109V161H106ZM134 160V161H133ZM157 160V161H156ZM160 160L162 162V164H164V166L162 167L161 166V163H160ZM111 161V162H110ZM136 161V162H135ZM153 161V162H152ZM185 161V162H184ZM29 162V163H28ZM106 162V163H105ZM139 162V163H138ZM157 162V163H156ZM45 164V161L44 159H33V160H30V161H27L25 162V164H21L19 167H18V172L23 176L29 171V169H35L36 167L39 168V166H43ZM104 163V164H103ZM113 163V164H112ZM136 163V164H135ZM152 163V164H151ZM108 164V165H107ZM113 165V166H112ZM138 165L136 168L135 166ZM166 165V166H165ZM177 165V166H176ZM110 166V167H108ZM159 166H161L160 168H158ZM175 166V167H174ZM178 166H181V167H178ZM107 167V168H106ZM153 167V168H152ZM156 167V168H155ZM113 168V170H111ZM116 168V169H115ZM164 168V171H166V173H163L164 171H162V169ZM166 168V169H165ZM135 169V170H134ZM155 169V170H154ZM169 169V170H168ZM181 171H180V170ZM161 170V172H160ZM116 171V172H115ZM138 171V173H137ZM170 171V172H169ZM176 171V172H174ZM115 172V173H114ZM133 172H136V173H133ZM153 172V173H152ZM179 172V173H178ZM155 173V174H154ZM160 175V177L157 176ZM162 173V175H161ZM170 173V174H169ZM87 175L85 177V175ZM118 174V175H117ZM136 174V175H134ZM141 178H140V175ZM167 177H165V175ZM178 174V175H177ZM102 175V176H101ZM114 175V176H113ZM121 175V176H120ZM180 175V177H179ZM84 176V177H83ZM146 176V178H145ZM157 176V178H155ZM115 177V178H114ZM123 177V179L121 180V178ZM152 177V178H151ZM246 177V178H245ZM243 177L242 181L238 182L239 184V187L242 188L244 191H248L249 190V187L251 185L252 182L251 179L249 177H247V175ZM83 178V179H82ZM85 178V179H84ZM105 178V179H104ZM117 178V180H116ZM120 178V179H119ZM151 178V179H150ZM167 180H166V179ZM216 178H218V175L215 174V173H212L210 176H209V181L207 183H202L201 187L205 186V187H209V186H212L213 184H215L216 182ZM83 181H82V180ZM105 181H104V180ZM114 179V180H112ZM147 181H146V180ZM157 179V180H156ZM164 179V180H163ZM171 179L174 181L176 184V186H174V183L171 181ZM249 179V180H248ZM79 180V181H78ZM112 180V181H110ZM144 180V181H143ZM148 180L150 182H148ZM161 182H160V181ZM166 180V181H165ZM170 182H169V181ZM81 181V182H80ZM86 181V182H85ZM87 181L89 182L87 184ZM104 181V183H107L105 184V192L107 190V192L105 193H90L91 189H96L97 186H99V184H101L102 182ZM108 181V182H106ZM111 183H110V182ZM123 181V183L121 182ZM155 181V182H153ZM247 181V182H246ZM84 182L86 185H84ZM120 182V183H119ZM180 182V183H179ZM210 182V184H209ZM79 183V184H78ZM114 183V185L112 184ZM119 183V184H118ZM121 183H122V186H121ZM148 185H147V184ZM158 183V184H157ZM82 184V185H81ZM118 184V186H117ZM157 184V185H156ZM204 184V185H203ZM207 184V186H206ZM246 184V185H245ZM250 184V185H248ZM84 185V186H83ZM88 185V186H87ZM90 185L92 187H90ZM112 185V187H111ZM152 185V186H151ZM80 188H79V187ZM83 186V187H82ZM95 188H94V187ZM148 186V187H147ZM159 188H157V187ZM246 186V187H245ZM2 185H0V191L2 190ZM90 188V189H86V188ZM111 187V189H110ZM115 187V188H114ZM120 187V188H118ZM121 187H124L122 188V192H121ZM156 189H155V188ZM176 187V188H175ZM78 188H79V191H78ZM85 188V190H84ZM116 190H114V189ZM164 188L166 190H164ZM84 191H83V190ZM120 189V190H119ZM82 190V191H81ZM90 190V191H89ZM114 190V191H113ZM154 190H156L155 192H153ZM88 191V192H87ZM152 191V192H151ZM165 192L167 195H168V198L170 196V198L172 199V197H174V201L173 199L169 200L171 201H167V202H164L162 199H160L159 197H157V194L158 192ZM176 191V193H175ZM111 192H114L115 195H116V203L113 207V209H110L107 208L105 209L106 212H104V217L103 215L101 216H98V217H94V218H88L87 216V213L89 212V209H90V206L91 204L93 203H98V204H103V203H106L108 200L110 199L108 198V196L110 195ZM168 192V193H167ZM227 191L224 190L222 193L224 195H222L221 193V196H227L228 192L226 193ZM56 193V190L55 188H52L51 185H48L47 189H46V193H45V196L42 198H40V200L38 201L37 200H34V202L32 203H21V205H16L15 208H13L12 210H10V213H8V215L6 216V218L4 220H1L0 221V233L3 232V234L1 233L0 234V264H18V261H19V264H22L23 263V260L22 262L20 261L21 259H25V252L27 251L26 247L29 248V246L31 245V242L32 244L35 243L38 239V234H39V231L42 229V224L43 222L45 223H49V225H52L55 221H56V218H54L53 215H49L47 214L46 212H43V211H46L48 207V205L50 204V201L51 199L54 197ZM82 193V194H81ZM151 193V194H150ZM98 194V195H97ZM101 194V196L99 197V195ZM107 194V195H106ZM49 195V196H48ZM84 195L87 197H84ZM91 195V196H89ZM176 195V196H174ZM47 196V197H46ZM51 196V197H50ZM97 196L99 198H97ZM103 196V197H102ZM111 196V195H110ZM121 197V198H118V197ZM89 197V198H88ZM92 197V200L90 199ZM152 197V198H151ZM48 198V199H47ZM50 198V199H49ZM105 199V201L103 202L102 200V203H101V199ZM118 198V199H117ZM145 198L147 200H145ZM177 198V199H176ZM90 199V201H89ZM99 199V200H98ZM150 199V201H149ZM44 200V201H43ZM86 200V201H85ZM96 200V202L94 201ZM143 200L145 202H143ZM123 201V202H122ZM37 202V203H36ZM41 202V203H40ZM142 202L144 204H142ZM147 202V203H146ZM170 202V204H169ZM38 204V209L36 208V204ZM151 203V204H150ZM159 203V205H158ZM168 203V204H167ZM25 204V205H24ZM35 206V209H34V206ZM46 204V205H45ZM146 204V205H145ZM150 204V205H149ZM154 204H157V208H153L152 205ZM172 204V205H171ZM173 204H176L177 207L176 208V205H173ZM27 205V206H26ZM42 209H40L41 207ZM137 205V206H136ZM141 205V206H140ZM166 205V206H164ZM253 205V206H252ZM257 205V206H255ZM32 206V207H30ZM45 208H44V207ZM87 206V209H85ZM120 206V207H119ZM140 206V207H139ZM143 206V207H142ZM151 206V207H150ZM155 206V205H154ZM162 206L164 207L163 210H162ZM169 206V207H168ZM175 206V210L174 207ZM255 206V207H254ZM30 207V208H29ZM89 207V208H88ZM142 207V208H141ZM171 207V208H170ZM252 207V209L249 208ZM260 207V209H259ZM33 208V210H32ZM75 208V209H74ZM77 208V209H76ZM151 208H153L151 210ZM179 208V210H178ZM225 208V209H224ZM227 208V210H226ZM31 209V210H30ZM73 209L74 210H78V207L76 206H73ZM117 209V210H116ZM159 209H161V212L162 211H165L164 213L162 212H159L157 211ZM168 209H171V210H168ZM249 209V210H247ZM19 210V211H18ZM30 210V212H29ZM38 210V211H37ZM85 210V211H84ZM112 210V211H111ZM116 210V211H115ZM137 210V211H136ZM140 210V211H139ZM142 210V211H141ZM148 210V211H147ZM152 213L156 212L155 214H152L150 213L151 211ZM156 210V211H154ZM221 210V211H222ZM247 210V211H246ZM258 210V211H257ZM263 210V211H262ZM14 211V212H13ZM33 211V212H31ZM42 211V212H41ZM87 211V212H86ZM115 211V212H114ZM169 211V213H168ZM227 213H226V212ZM244 211V212H243ZM251 212L250 214L248 213ZM12 212L15 213L12 215ZM85 212V213H84ZM113 213V214H110V213ZM171 212V213H170ZM176 214H175V213ZM262 212V213H261ZM30 213V214H29ZM33 213V214H32ZM40 213V214H39ZM42 213V214H41ZM143 213L144 215L146 214V217L143 216V214L140 216V214ZM161 213V214H160ZM244 213V214H243ZM246 213V214H245ZM249 215H248V214ZM18 214V215H16ZM29 214V215H28ZM32 214V216H31ZM151 214V215H150ZM161 216H160V215ZM169 214V215H167ZM226 216H225V215ZM245 217V220L246 222H244V217ZM39 215V216H38ZM157 215L159 218L158 219V222L154 224L153 222V216L154 217H157L155 216ZM162 215H164L162 217ZM9 216V217H8ZM11 216V217H10ZM28 216V217H27ZM30 216V219H28ZM50 216V217H49ZM52 216V217H51ZM112 216V218H111ZM139 218H137V217ZM140 216V217H139ZM143 216V217H142ZM177 216V217H176ZM238 216V217H237ZM248 218H247V217ZM8 217V218H7ZM36 217H38L36 219ZM106 217V218H105ZM151 219H150V218ZM161 217V218H160ZM166 217H168L166 219ZM180 217V218H179ZM224 217V218H223ZM227 217V218H226ZM229 217V218H228ZM232 217V218H231ZM10 218V219H9ZM32 218V219H31ZM77 219L76 221L78 222L80 219ZM111 218L110 222L108 223V226L106 228V230H102V225L104 223H106L108 221V219ZM143 220H142V219ZM183 218V219H182ZM209 218V219H208ZM226 218V219H225ZM40 219V221H38ZM45 219V220H44ZM55 219V220H54ZM148 219V220H147ZM179 219H182V220H179ZM213 219V221H212ZM217 219L219 221H217ZM224 219V221H223ZM229 219V220H227ZM230 219H232L230 221ZM236 219V220H235ZM242 219V220H241ZM39 222H37V221ZM174 220V221H173ZM235 220V221H233ZM240 220V221H239ZM33 221H36L33 222ZM73 222L71 225L68 226V229L70 230V234L71 236H73V234L75 233L74 231V228L73 226H75V223L77 222ZM147 221H148V224H147ZM152 221V222H151ZM180 221V222H179ZM212 221V222H210ZM217 221V222H215ZM237 221V222H236ZM238 221H239V225H238ZM243 221V222H242ZM5 222V224L3 223ZM31 222V223H29ZM33 222V224H32ZM118 222V223H117ZM151 222V223H150ZM179 222V223H178ZM225 222V223H224ZM231 222V223H230ZM234 224H233V223ZM242 222V223H241ZM3 223V224H1ZM35 223V224H34ZM39 225H38V224ZM41 223V224H40ZM96 223V224H95ZM117 223V224H116ZM145 223V224H144ZM208 226H207V224ZM217 225H216V224ZM220 223V224H219ZM227 223H230V224H227ZM237 223V225H235ZM74 224V225H73ZM100 224V225H99ZM140 224V225H139ZM161 224V225H160ZM177 226H176V225ZM224 227H223V225ZM241 224V225H240ZM91 225V226H90ZM113 225V226H112ZM142 225V226H141ZM146 227H145V226ZM158 225V226H157ZM206 225V226H205ZM210 225V226H209ZM227 225V226H225ZM233 225V226H232ZM14 226V227H13ZM35 226V227H34ZM144 226V227H143ZM164 226V228H163ZM174 226V227H173ZM216 226V227H215ZM230 226V228L228 227ZM237 226V227H236ZM72 227V229H71ZM92 229L90 230L89 229ZM98 227V228H97ZM116 227V228H115ZM140 227H143V228H140ZM210 227V228H209ZM212 227V229H211ZM214 227V228H213ZM218 227V228H217ZM231 227L233 228H236V229H231ZM239 227V228H238ZM15 228V229H14ZM36 231H34L33 229ZM171 228V229H170ZM229 228V229H228ZM95 229V230H94ZM137 229V230H136ZM140 229V230H139ZM150 229V230H149ZM162 229V230H161ZM198 229V230H199ZM231 229V231H230ZM17 230V231H16ZM38 230V231H37ZM89 230V231H88ZM136 230V231H135ZM139 230V231H138ZM161 230V231H160ZM172 232H170V231ZM223 230V231H222ZM34 233H33V232ZM73 231V232H71ZM92 231V232H91ZM94 231V232H93ZM102 231H104L103 233H101ZM108 231V232H107ZM112 231V232H111ZM142 231V232H141ZM154 231V232H153ZM230 231V232H229ZM241 232V235H240V232ZM261 231V232H260ZM263 231V233H262ZM111 232V233H110ZM160 232H161V235H160ZM162 232H163V235H162ZM168 232H169V235H168ZM208 234H207V233ZM224 232V233H223ZM238 232V233H236ZM32 233V234H31ZM88 233V234H87ZM98 235H97V234ZM133 233V234H132ZM218 233V234H217ZM86 234V235H85ZM93 234L95 236H93ZM159 234V235H158ZM164 234L167 236L164 237ZM174 234V235H173ZM205 234V236L207 237H202L203 235ZM238 234V235H236ZM3 235L5 237H3ZM7 235V236H6ZM90 235V236H89ZM97 235V236H96ZM112 235V236H110ZM115 235V236H114ZM139 235V236H138ZM149 235V236H148ZM171 235V236H170ZM216 235V236H215ZM89 236V237H88ZM111 238H110V237ZM155 236V237H154ZM169 236V237H168ZM239 236V237H238ZM249 236V237H248ZM35 237V238H34ZM141 237V239H140ZM154 237V238H153ZM171 237V238H170ZM213 237V238H212ZM7 238V239H6ZM89 238V239H88ZM91 238V240H90ZM130 238H133V239H130ZM139 238V239H138ZM153 238V240H152ZM169 238V239H167ZM173 238V239H172ZM240 238V239H239ZM34 241H33V240ZM36 239V240H35ZM203 239V240H202ZM247 241H246V240ZM250 239V241L248 240ZM2 240V241H1ZM85 240V241H84ZM87 240V241H86ZM139 240H141L139 242ZM168 240V242H166ZM170 240V242H169ZM83 243V244H81ZM93 241V242H92ZM161 241V242H159ZM165 241V242H164ZM175 241V242H174ZM179 241V242H178ZM208 241H211L208 243ZM213 241V242H212ZM157 242V243H156ZM164 242V243H163ZM178 242V243H177ZM203 242V243H202ZM215 242V243H214ZM249 242V243H248ZM253 242V243H252ZM93 243V244H92ZM139 243V245H138ZM156 243V245H155ZM201 243V244H200ZM207 243V245H206ZM210 243H213V244H210ZM29 244V245H27ZM90 244V245H89ZM125 244V245H124ZM150 244H152L150 246ZM165 244V246H164ZM183 244V245H182ZM185 244V245H184ZM190 244V245H189ZM260 244V245H259ZM263 244V245H262ZM117 245H119L117 247ZM138 245V246H137ZM189 245V246H188ZM194 245V246H193ZM201 245V246H200ZM209 245V246H208ZM215 245V247H214ZM247 247H246V246ZM259 245V246H258ZM11 246L14 248H11ZM46 246V247H45ZM48 246V247H47ZM122 246V247H121ZM125 246V248H124ZM145 246V243L144 245ZM150 246V247H149ZM194 247V248H191ZM212 246V247H211ZM49 247L50 245H44V248H43V252L44 253H47L49 251ZM141 247V248H140ZM149 247V248H148ZM164 247V248H163ZM182 247V249H181ZM201 247V248H200ZM211 247V248H210ZM11 248V249H10ZM23 251H22V249ZM93 248V249H92ZM97 248V249H96ZM113 248V249H112ZM119 248V249H118ZM187 248V249H186ZM200 248V249H199ZM17 249V250H16ZM46 249V250H45ZM124 249V250H123ZM137 249V250H135ZM149 249V250H148ZM166 249V250H165ZM168 249V250H167ZM193 249V250H192ZM195 249V250H194ZM198 249V250H196ZM216 251H214V250ZM242 249V250H241ZM12 250V251H11ZM97 250V251H96ZM137 252H135V251ZM156 250H157V254H156ZM163 250V251H162ZM172 252H171V251ZM180 251V252H176V251ZM193 251V253L191 251ZM20 251V252H19ZM23 255H22V253ZM46 251V252H45ZM82 253H81V252ZM93 251V252H92ZM96 251V252H94ZM118 251V252H117ZM133 251V252H132ZM155 251V252H154ZM167 251V253H166ZM198 253H197V252ZM243 251V252H242ZM256 251V252H254ZM123 252V253H122ZM129 252V253H127ZM201 252V253H199ZM12 253V254H11ZM17 253V254H16ZM94 253V254H93ZM115 253V255H114ZM126 253V254H125ZM135 253V254H134ZM138 253V254H136ZM173 253H175L173 255ZM192 253V254H190ZM242 253V254H241ZM256 253V255H255ZM13 254H16V255H13ZM19 254V256H18ZM79 254V255H78ZM121 254V255H120ZM143 254V255H142ZM156 254V255H154ZM164 254V255H163ZM180 254L181 258L178 256ZM182 254V255H181ZM186 254V255H185ZM238 254V255H237ZM241 254V255H240ZM245 254V255H244ZM10 255V256H8ZM59 258L58 260L61 261V259L63 260V253L62 252H59L58 254ZM61 255V256H60ZM120 255V257H119ZM139 255V256H140ZM151 255V256H150ZM158 255V256H157ZM177 255V257H176ZM193 255V256H191ZM196 255V256H195ZM255 255V256H254ZM7 256V257H6ZM84 256V257H83ZM115 256H117L115 258ZM121 256H124V257H121ZM153 256V257H152ZM169 256H170V259H169ZM252 256V257H251ZM263 256V257H262ZM3 257V258H2ZM9 257V258H8ZM61 257V258H60ZM162 257V258H161ZM165 257V258H164ZM188 257V258H187ZM190 257V258H189ZM198 257V258H197ZM245 257V258H246ZM17 258V259H16ZM21 258V259H20ZM48 261L49 260H52L53 257H48ZM84 258V260H83ZM88 258V259H87ZM92 258V259H90ZM126 258V259H125ZM180 258V259H179ZM196 258V259H195ZM240 258V259H239ZM262 258V259H261ZM9 259V260H8ZM168 259V260H167ZM253 259V260H252ZM258 259V260H257ZM3 260V261H2ZM5 260V261H4ZM18 260V261H17ZM122 260V261H120ZM160 260V261H158ZM183 260V262L181 261ZM190 260V261H189ZM196 260V262H195ZM238 260V261H237ZM9 261V262H8ZM13 261V262H12ZM31 261V262H30ZM5 262V263H4ZM35 261L32 259V260H29L27 264H41V263H34ZM91 262V263H90ZM164 262V263H163ZM195 262V263H194ZM258 262V263H257ZM46 264H48L47 262H45ZM44 262L42 264H45ZM139 264V263H137Z\"/></svg>",
  "mask_w": 264,
  "mask_h": 264
}]
</instances>
